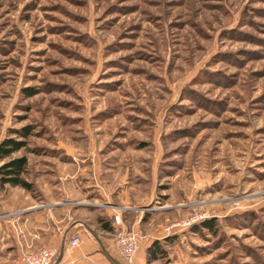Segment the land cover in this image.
<instances>
[{
  "label": "rangeland",
  "instance_id": "rangeland-1",
  "mask_svg": "<svg viewBox=\"0 0 264 264\" xmlns=\"http://www.w3.org/2000/svg\"><path fill=\"white\" fill-rule=\"evenodd\" d=\"M6 138L26 142L13 157L33 184L129 174L157 232L205 216L145 264H264V0H0ZM12 188H0L4 240L24 196ZM208 219L216 233L194 229Z\"/></svg>",
  "mask_w": 264,
  "mask_h": 264
},
{
  "label": "crops",
  "instance_id": "crops-1",
  "mask_svg": "<svg viewBox=\"0 0 264 264\" xmlns=\"http://www.w3.org/2000/svg\"><path fill=\"white\" fill-rule=\"evenodd\" d=\"M128 176L39 174L34 184L40 205L27 190L13 187L24 196L8 205L10 211L19 214L4 220L7 239L0 236L3 246L9 245L6 254L11 264H23L20 260L24 253L41 248L59 249L52 264H123L114 243V216H119L125 227L143 231L145 223L153 224L145 221L149 218L146 214L157 211L156 206H150V198H132V191L123 186ZM101 220L112 229L102 228ZM154 229L152 225L145 231L132 264H145L153 243L170 237L165 229ZM75 237L80 238V244L72 246L70 240Z\"/></svg>",
  "mask_w": 264,
  "mask_h": 264
},
{
  "label": "trees",
  "instance_id": "trees-1",
  "mask_svg": "<svg viewBox=\"0 0 264 264\" xmlns=\"http://www.w3.org/2000/svg\"><path fill=\"white\" fill-rule=\"evenodd\" d=\"M20 133L22 136L28 137L30 135L29 128H24ZM26 145L25 141L15 138H6L0 143V162L4 161V163L0 165V188L9 185L12 187H21L32 193L36 190L35 185L25 178L28 168V158L24 155L13 157L14 153L21 150ZM101 223L102 228L106 230L112 229L108 222L101 220ZM199 228H206L208 231L216 233L215 219H208L194 226L195 230ZM167 239L169 240L170 238L168 237ZM148 253L150 258H158L159 256H163L165 251L160 242L156 241L149 248Z\"/></svg>",
  "mask_w": 264,
  "mask_h": 264
},
{
  "label": "built area",
  "instance_id": "built-area-1",
  "mask_svg": "<svg viewBox=\"0 0 264 264\" xmlns=\"http://www.w3.org/2000/svg\"><path fill=\"white\" fill-rule=\"evenodd\" d=\"M205 216H197L187 220H183L165 228L168 234L173 233L174 228L189 227L190 225L203 220ZM115 232L114 243L115 247L123 260V264H132L141 243L145 236L140 230L129 229L122 224L119 216H114ZM72 246L80 244V238L75 237L70 240ZM59 255L58 248H41L36 252L25 254L24 259L26 264H52Z\"/></svg>",
  "mask_w": 264,
  "mask_h": 264
}]
</instances>
